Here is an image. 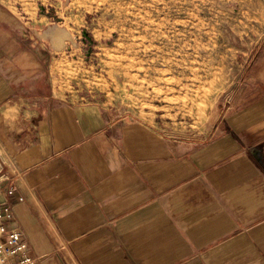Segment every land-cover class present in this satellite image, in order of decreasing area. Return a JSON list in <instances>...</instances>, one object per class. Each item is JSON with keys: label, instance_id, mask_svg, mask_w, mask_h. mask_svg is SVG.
<instances>
[{"label": "crops", "instance_id": "0c3cea01", "mask_svg": "<svg viewBox=\"0 0 264 264\" xmlns=\"http://www.w3.org/2000/svg\"><path fill=\"white\" fill-rule=\"evenodd\" d=\"M240 1L264 30V0ZM0 24V140L23 176L0 203L35 264H264V81L210 139L175 142L31 91L43 62Z\"/></svg>", "mask_w": 264, "mask_h": 264}, {"label": "rangeland", "instance_id": "374dc122", "mask_svg": "<svg viewBox=\"0 0 264 264\" xmlns=\"http://www.w3.org/2000/svg\"><path fill=\"white\" fill-rule=\"evenodd\" d=\"M240 3L0 0V20L43 62L44 84L30 80L31 91L44 86L63 103H99L167 140L199 143L253 103L252 89L264 81V30H254ZM60 32L68 36L58 49ZM7 157L0 140L3 170Z\"/></svg>", "mask_w": 264, "mask_h": 264}, {"label": "built area", "instance_id": "2783aa9c", "mask_svg": "<svg viewBox=\"0 0 264 264\" xmlns=\"http://www.w3.org/2000/svg\"><path fill=\"white\" fill-rule=\"evenodd\" d=\"M7 159L9 165H6V170L0 168V181H11L15 177L23 182L22 172L17 169L11 157ZM16 190L17 187L12 185L7 189V195L14 194ZM22 200L21 196L17 199L19 202ZM13 221L14 214L11 205L0 203V264H35L37 259L28 254L22 233L12 226Z\"/></svg>", "mask_w": 264, "mask_h": 264}, {"label": "bare ground", "instance_id": "6f19581e", "mask_svg": "<svg viewBox=\"0 0 264 264\" xmlns=\"http://www.w3.org/2000/svg\"><path fill=\"white\" fill-rule=\"evenodd\" d=\"M66 34H62V32H60L59 34L53 36L54 37V41H55V44L58 46V49H59V46H61L63 44V40L66 38ZM63 46V45H62Z\"/></svg>", "mask_w": 264, "mask_h": 264}]
</instances>
